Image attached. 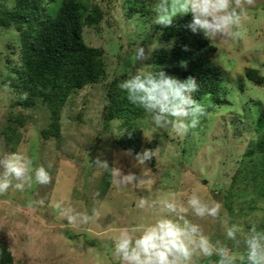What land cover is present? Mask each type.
<instances>
[{
    "label": "rangeland",
    "instance_id": "374dc122",
    "mask_svg": "<svg viewBox=\"0 0 264 264\" xmlns=\"http://www.w3.org/2000/svg\"><path fill=\"white\" fill-rule=\"evenodd\" d=\"M95 1L103 7L105 18L98 26L85 28V39L90 45L105 48L108 78L70 97L63 111V136L59 141L42 139L39 130L46 112L41 107L35 110L34 119L24 130L15 152L31 159L33 167H45L52 182L46 186L34 184L23 192L9 189L0 195V240L9 244L17 263L119 264L114 255V238L121 231L134 234L133 229L153 222L160 214L158 206L137 208L139 199L152 204L173 198L186 204L187 198L195 193L206 203H219L221 213L215 219H200L189 212L188 218L200 225L213 243L220 241L229 247L240 264L246 255L243 238L253 226L264 232L259 228L264 219V203L260 201L261 208L253 211L246 209L245 204L247 214H238L242 201L237 200L238 212L231 216L224 192L231 186L252 134L245 110L255 115L256 106H249L252 99L264 101V86L245 77L249 66L259 68L264 75V0H255L254 6L243 10L240 38L214 40L218 50L213 59L225 71L223 85L228 91V102L217 105L208 114L205 126L199 128V123L183 138L175 136L170 128L155 126L149 114L143 120L146 145L138 154L118 147L117 121L113 122L112 132L103 128L105 85L120 72L147 69L152 55L164 42L157 37V25L152 22L154 12L149 23L153 28L144 26V31L139 14L127 17L123 0ZM146 1L151 8L156 2ZM58 2L50 0V5ZM148 35L150 40L144 41ZM9 42L19 43L18 33L0 29V76L5 57L11 51ZM140 50L142 57L137 59ZM238 77L244 78V91L238 87ZM13 99L11 89H0V130ZM154 141L155 154L143 164L138 163V155L149 151ZM11 153L0 133V158ZM98 158L107 160L109 167H119L123 173L131 172L145 180V187L117 188L111 182L103 192V177L108 171L96 166ZM57 203L89 215L95 209L98 216L87 224L72 227L52 207ZM225 221L229 226L236 224L241 228L240 244L227 240ZM217 259L201 258L197 264H215Z\"/></svg>",
    "mask_w": 264,
    "mask_h": 264
},
{
    "label": "trees",
    "instance_id": "16d2710c",
    "mask_svg": "<svg viewBox=\"0 0 264 264\" xmlns=\"http://www.w3.org/2000/svg\"><path fill=\"white\" fill-rule=\"evenodd\" d=\"M13 2L14 7L9 8ZM123 4L127 17L139 14L144 31L146 26L153 28L149 23L154 13L146 0H123ZM104 18L103 7L95 0H59L55 5H50V0H0V29L16 31L19 39V43H8L11 51L5 57L0 76V89L8 88L14 93L0 130L9 151H17L24 130L40 107L46 112L40 136L44 140H61L63 111L70 97L108 78L105 48L90 45L85 39V28L98 26ZM190 21V14L178 15L170 27L157 25V37L163 40V46L152 55L147 69L132 73L162 70L181 80L193 77L198 84L193 96L205 105L207 112L200 119L201 128L217 105L228 102V91L223 85L225 71L213 59L217 43L191 32L186 27ZM150 36L144 41L150 40ZM128 74L120 72L106 82L103 128L112 132L113 122L117 121L118 147L138 154L146 145L143 120L149 114L130 103L118 87ZM245 77L264 86V75L259 68L247 67ZM237 80L239 89L244 91V78ZM252 102L249 106H256L255 115L245 110L252 134L231 186L224 192L225 206L231 216L238 212L237 200L242 201L238 214L259 209L260 201L264 203V101L252 99ZM155 147L156 141L150 144L149 151L154 153ZM103 179L102 190L106 192L111 185L110 173L106 172ZM259 228L264 229V219ZM0 264H22L15 261L9 244L3 240H0Z\"/></svg>",
    "mask_w": 264,
    "mask_h": 264
},
{
    "label": "clouds",
    "instance_id": "9594fccd",
    "mask_svg": "<svg viewBox=\"0 0 264 264\" xmlns=\"http://www.w3.org/2000/svg\"><path fill=\"white\" fill-rule=\"evenodd\" d=\"M255 5V0H156L152 5L155 13L153 24L170 27L174 19L190 14L191 21L186 25L194 34L200 33L209 41L231 40L241 37L239 31L243 19V10ZM14 7V2L8 5ZM142 57V50L137 59ZM118 87L126 93L130 103L142 108L151 115L152 122L159 128H170L180 138L195 129L202 117L207 115L204 104L194 98L198 84L193 77L178 79L164 71L129 73ZM151 139V137H148ZM155 153L145 151L138 155V163L143 164ZM99 169L108 171L111 182L117 188H144L146 181L129 172L123 173L119 167H109L107 160H96ZM52 177L43 166L33 167V161L19 152H13L0 158V195L14 189L23 192L34 184L46 186ZM159 208L156 219L146 225L128 231H121L113 240L114 255L119 264H197L201 258L218 257L215 264H237L229 247L220 241L213 243L203 233L202 228L188 218H218L221 213L219 203H206L193 193L186 204L173 198L149 203L141 198L136 207L143 210L148 207ZM60 217L72 227L87 224L97 218L92 214L80 213L60 203L53 205ZM241 228L225 221L227 240L240 244L238 234ZM246 255L240 264H264V232L253 226L243 238Z\"/></svg>",
    "mask_w": 264,
    "mask_h": 264
}]
</instances>
